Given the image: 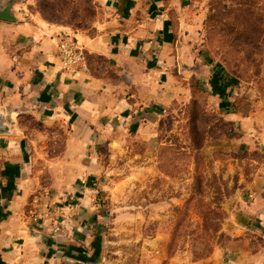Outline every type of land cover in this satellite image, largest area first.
I'll return each instance as SVG.
<instances>
[{
  "label": "crops",
  "instance_id": "obj_1",
  "mask_svg": "<svg viewBox=\"0 0 264 264\" xmlns=\"http://www.w3.org/2000/svg\"><path fill=\"white\" fill-rule=\"evenodd\" d=\"M105 3L95 33L74 37L86 61L77 74L60 67L55 30L28 17L0 21V107L18 91L34 108L12 115L20 136L0 137V264H115L104 214L85 188L187 87L174 72L176 29L167 19L149 12L139 21L132 0ZM118 56L134 63L136 86L118 76ZM239 196L232 243L192 264H264V164Z\"/></svg>",
  "mask_w": 264,
  "mask_h": 264
},
{
  "label": "rangeland",
  "instance_id": "obj_2",
  "mask_svg": "<svg viewBox=\"0 0 264 264\" xmlns=\"http://www.w3.org/2000/svg\"><path fill=\"white\" fill-rule=\"evenodd\" d=\"M105 1L25 0L20 8L57 38L79 37L106 18ZM132 1L139 21L150 12L176 29L174 55L196 75L187 82L177 63L184 93L134 130L83 193L104 214L106 257L115 264L222 256L239 195L264 164V0Z\"/></svg>",
  "mask_w": 264,
  "mask_h": 264
},
{
  "label": "water",
  "instance_id": "obj_3",
  "mask_svg": "<svg viewBox=\"0 0 264 264\" xmlns=\"http://www.w3.org/2000/svg\"><path fill=\"white\" fill-rule=\"evenodd\" d=\"M25 0H0V21L9 23H23L27 18V13L20 7ZM120 67L118 76L123 82L129 86H136L137 84V72L133 62L118 56L116 58ZM177 63L179 67V73L186 75L194 70L189 68L182 57H177ZM29 100V95H22L21 92H15L13 95L6 96L2 100V106L0 107V137L20 136L21 132L17 130L16 120L12 116L23 115L34 110L30 106H26L25 103ZM259 148L264 149V142L259 141Z\"/></svg>",
  "mask_w": 264,
  "mask_h": 264
},
{
  "label": "built area",
  "instance_id": "obj_4",
  "mask_svg": "<svg viewBox=\"0 0 264 264\" xmlns=\"http://www.w3.org/2000/svg\"><path fill=\"white\" fill-rule=\"evenodd\" d=\"M57 53L60 67L65 72L77 74L86 69L84 48L74 37L58 38Z\"/></svg>",
  "mask_w": 264,
  "mask_h": 264
}]
</instances>
